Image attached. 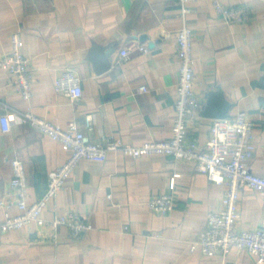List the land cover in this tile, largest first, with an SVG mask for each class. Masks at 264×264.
Instances as JSON below:
<instances>
[{
    "label": "crops",
    "instance_id": "1",
    "mask_svg": "<svg viewBox=\"0 0 264 264\" xmlns=\"http://www.w3.org/2000/svg\"><path fill=\"white\" fill-rule=\"evenodd\" d=\"M213 0H194L187 21L192 29L195 91L199 116L189 122L188 139L202 145L214 118L202 115L207 94L220 90L227 116L245 111L253 124L252 172H264V0H220L243 7L245 18L225 21ZM177 0H0V55L21 36L33 73L32 95L21 98L0 68V199L9 198L11 159L25 163L26 201L40 199L48 173L69 151L32 128L19 112L65 126L74 121L96 143L112 137L130 145L171 136L178 81L176 31L181 26ZM148 52L137 53L134 45ZM128 59L117 63L121 49ZM65 69L80 77L81 98L72 101L53 84ZM145 86L146 91H140ZM215 109L223 108L215 103ZM90 124L87 125V121ZM175 186L169 188L173 173ZM226 184H217L189 161L170 155L134 158L110 151L104 161L81 159L39 219L0 235V264H256L245 249L230 247L212 256L191 250L208 212L222 207ZM172 193L167 214L148 207L152 195ZM76 211L92 229L79 238L65 225H50L55 215ZM10 212L19 209L12 205ZM2 209L0 208V219ZM264 197L243 188L236 229L259 228Z\"/></svg>",
    "mask_w": 264,
    "mask_h": 264
},
{
    "label": "built area",
    "instance_id": "2",
    "mask_svg": "<svg viewBox=\"0 0 264 264\" xmlns=\"http://www.w3.org/2000/svg\"><path fill=\"white\" fill-rule=\"evenodd\" d=\"M182 24L176 31V56L178 59L179 77L175 86L176 99L174 102L175 117L171 126V136L164 140L144 141L138 145H130L112 137L96 143L82 132L74 121L64 127L36 115L30 109L20 111L22 119L32 128L58 141L64 150L69 151L65 161L48 173L47 188L44 195L27 203L28 182L25 163L20 158L11 159L13 175L9 181L7 200L0 199L2 218L0 219V235L13 229H20L37 220L43 210L63 188L70 174L81 159L102 162L110 151H120L125 155L137 158L142 155H170L192 163L195 170L204 173L207 178L217 184H226V192L222 197V207L206 215V225L199 233V238L191 243V250L199 249L203 255L212 256L230 247L245 249L255 257L256 264H264V222L261 227L251 230L236 229L238 219V197L240 191L251 188L264 197V172L254 173L248 165L253 155V124L245 111H237L234 115L214 118L207 139L202 145L188 139L189 122L199 116L202 107L201 96L195 91V81L192 68V29L187 21L194 0H177ZM215 11L225 21H241L245 18L243 7H231L220 0L212 1ZM137 53L148 52L147 45H134ZM117 63L128 59L130 52L127 48L119 52ZM0 68L4 69L10 83L17 94L28 100L32 95L33 73L30 61L22 51L21 36L18 32L11 35L9 53L0 55ZM80 77L70 69H65L56 77L53 89L69 97L72 101L81 98L82 89ZM140 91H146L140 86ZM9 117L0 119L1 129H10ZM90 121H87V125ZM179 173H173L169 188L175 186V178ZM149 209L154 212L167 214L175 204L172 193L152 195L148 200ZM16 205L19 212H10L11 206ZM52 228L65 225L69 234L79 238L92 229V225L82 219L76 211H65L55 215L50 220Z\"/></svg>",
    "mask_w": 264,
    "mask_h": 264
},
{
    "label": "water",
    "instance_id": "3",
    "mask_svg": "<svg viewBox=\"0 0 264 264\" xmlns=\"http://www.w3.org/2000/svg\"><path fill=\"white\" fill-rule=\"evenodd\" d=\"M216 102L221 103L223 108L216 110L214 107ZM202 115L212 118H223L227 116V104H225L220 90L212 91L207 94V103L202 111Z\"/></svg>",
    "mask_w": 264,
    "mask_h": 264
}]
</instances>
